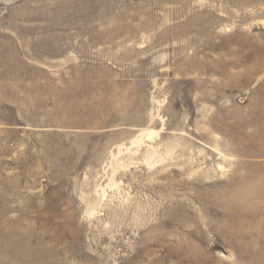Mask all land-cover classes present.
Wrapping results in <instances>:
<instances>
[{
  "label": "rangeland",
  "instance_id": "374dc122",
  "mask_svg": "<svg viewBox=\"0 0 264 264\" xmlns=\"http://www.w3.org/2000/svg\"><path fill=\"white\" fill-rule=\"evenodd\" d=\"M0 264H264V0H0Z\"/></svg>",
  "mask_w": 264,
  "mask_h": 264
},
{
  "label": "bare ground",
  "instance_id": "6f19581e",
  "mask_svg": "<svg viewBox=\"0 0 264 264\" xmlns=\"http://www.w3.org/2000/svg\"><path fill=\"white\" fill-rule=\"evenodd\" d=\"M258 183V182H257ZM261 184V183H260ZM261 187V186H260ZM248 188L251 190V189H253V187L252 186H248ZM239 189V192H237L238 194L240 193V195L239 196H241V197H244V196H246V195H249V194H247V193H249L250 192V190L249 189ZM262 188V187H261ZM248 190V191H247ZM241 200V199H240ZM239 200V201H240ZM251 200V199H250ZM249 202V201H248ZM262 205V204H261ZM256 207V206H255ZM248 210V209H247ZM263 219V218H262ZM258 220V219H257ZM256 222V221H255ZM255 249V248H254Z\"/></svg>",
  "mask_w": 264,
  "mask_h": 264
}]
</instances>
